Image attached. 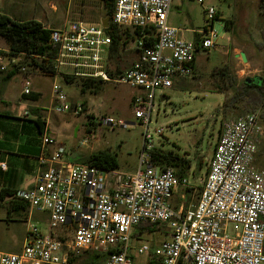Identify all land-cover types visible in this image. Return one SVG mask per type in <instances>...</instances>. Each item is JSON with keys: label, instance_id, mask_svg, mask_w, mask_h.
Returning a JSON list of instances; mask_svg holds the SVG:
<instances>
[{"label": "built area", "instance_id": "2783aa9c", "mask_svg": "<svg viewBox=\"0 0 264 264\" xmlns=\"http://www.w3.org/2000/svg\"><path fill=\"white\" fill-rule=\"evenodd\" d=\"M172 0H115L112 21L128 28L153 27L155 41L141 48L137 59L120 73L108 72L110 35L99 23L72 20L50 29V43L58 45L53 59L54 75L92 78L141 88L131 107L143 125L138 165L133 172L103 168L89 162L64 158V148L45 129L40 133L43 167L28 189L16 190L13 198L30 209L46 212L47 233L30 223L19 252L0 251V264H73L69 257L84 251L110 250L101 264H133L132 234L140 222L165 223L169 237L158 245H136L158 264H264V165H256V153L264 134L258 111L223 120L214 144L199 196L194 203L174 209L169 198L191 187L187 175L177 176L173 167H160L151 157L154 141L163 131H151L155 90L169 88L176 79L193 74L198 52L218 47L213 20L217 10L204 0L207 21L198 41L184 39L181 29L168 20ZM6 63H3L2 61ZM14 57L0 54V69ZM25 73L26 69H19ZM24 76L22 94L32 92ZM51 110L71 109L62 88L53 82ZM75 104L73 114L81 112ZM93 122V121H92ZM96 123V122H95ZM98 123L126 127L127 122L101 116ZM49 145H56L48 151ZM4 163L0 167L4 168ZM66 226L65 235L55 231Z\"/></svg>", "mask_w": 264, "mask_h": 264}, {"label": "rangeland", "instance_id": "374dc122", "mask_svg": "<svg viewBox=\"0 0 264 264\" xmlns=\"http://www.w3.org/2000/svg\"><path fill=\"white\" fill-rule=\"evenodd\" d=\"M204 3L213 5L220 14L213 20L218 47L201 51L197 57L196 74L193 72L187 78L175 80L169 88L155 90L154 111L149 125L151 131L163 127L162 133L154 141L155 147L173 150L191 161L187 176L190 184L195 187L177 190L178 194H185L186 206L197 200L221 122L250 112L248 109H240L239 105L238 108L223 107L224 98L231 91L225 87L221 78L212 74L213 68L226 64L237 83L252 77L253 82L259 84L264 75V0H204ZM177 12L176 24L180 27L201 28L207 22L202 5L197 0H183ZM0 13H6L17 20L35 19L52 29L72 20L103 25L106 9L102 0H0ZM225 21H228L226 26ZM120 28L132 31V28ZM184 35L188 38L189 33L184 32ZM125 46L133 50L138 42L136 39H128ZM237 52L242 53V62L247 59V63L243 64L236 58ZM56 76L55 79L39 77V101L40 105L48 107L54 81L62 88L70 103L71 109L59 114L68 124L67 132L61 139L64 158L81 162L92 152L106 150L117 154L118 165L115 169L133 172L138 165L143 125L134 117L131 94L142 93L141 88L106 82L95 93L81 91L76 81L65 83L59 75ZM75 104H83L85 111L73 114ZM259 108L255 111H258L264 124V116H261ZM101 116H109L116 121L127 122L128 125H103L98 123ZM91 120L94 125L89 123ZM256 165H264V140L258 145ZM30 222L35 224V219ZM37 226L47 229L44 221H40ZM168 237L169 229L166 230L162 225L159 230L133 238V264H148L153 257L148 253H136V245L147 243L155 246Z\"/></svg>", "mask_w": 264, "mask_h": 264}, {"label": "crops", "instance_id": "0c3cea01", "mask_svg": "<svg viewBox=\"0 0 264 264\" xmlns=\"http://www.w3.org/2000/svg\"><path fill=\"white\" fill-rule=\"evenodd\" d=\"M182 1H171L167 20L171 25L181 29L180 35L184 39L198 41V31L202 27L188 28L176 24L175 16L179 14L177 11L181 8ZM217 16H220L218 11ZM184 32L189 33L188 38H185ZM6 50L7 44L0 37V51ZM120 53H122V58L118 63L122 69L128 68L138 57L135 48L130 50L125 45ZM200 53H197L194 63L193 72L195 74L198 69L197 57ZM237 53L236 58L243 64L247 63V59L242 62V53ZM13 57L17 62L19 57ZM2 62L6 63L4 60ZM12 67L8 63L4 70L0 69V163L5 165L4 168L0 167V251L16 253L22 248L27 227L31 223L30 220L35 219L36 226L39 225L40 221L46 222L47 229H41L37 226L42 233H47L49 227L46 212L30 209L25 202L13 198L12 192L30 188L34 183L36 173L43 167V163L39 159L41 154L40 133L46 129L47 133L56 140L57 145L62 146L61 139L63 134L67 132L68 124L59 116L60 113L51 110L54 104L52 96L47 108L40 105L39 77L47 75L28 74L17 70L9 76L7 72ZM24 76H28L31 81L32 95H25L21 92ZM49 77L55 79L57 76L51 75ZM59 77L65 83H69L62 75ZM131 95L132 99L134 93ZM91 125H94V121ZM219 133L220 130L218 136ZM55 146L49 145L48 151L54 150ZM191 187L195 186L191 184ZM180 194L175 191L169 198V204L174 209L180 207ZM66 233V226L55 231L56 236H62Z\"/></svg>", "mask_w": 264, "mask_h": 264}, {"label": "trees", "instance_id": "16d2710c", "mask_svg": "<svg viewBox=\"0 0 264 264\" xmlns=\"http://www.w3.org/2000/svg\"><path fill=\"white\" fill-rule=\"evenodd\" d=\"M106 9L103 27L110 35L111 43L108 48V72L111 75L120 73L123 69L119 66V61L122 58L121 49L124 47L126 40L136 39L138 46L135 51L141 52V48L150 47L155 41L154 28L136 27L131 32L123 31L120 26L112 21L115 0H102ZM218 16H216L217 18ZM228 21H225L226 26ZM50 29L46 28L40 21L35 19L16 20L12 19L6 13H0V37L6 44L7 50L0 51V54L13 57L18 56L19 59L13 65L12 69L8 70L7 74L11 76L15 71H19L21 66H24L28 74H40L51 76L55 74L53 67V59L57 55L58 45L50 43ZM213 75L222 79L225 87L231 91L229 96H225L223 107H235L240 109H248L254 112L256 108L262 111L261 116H264V75L259 84L245 78L237 83L235 76L230 72L226 64L219 65L213 68ZM67 82H77L81 91L89 90L91 92H99L102 84L106 83L103 80H95L92 78H74L66 74L62 75ZM222 91V90H217ZM224 91V90H223ZM31 92L28 95H32ZM85 111L82 104L81 112ZM91 118L90 116H88ZM91 124L92 121H89ZM151 157L155 164L160 167H174L177 176L187 175L190 159L180 155L173 150H164L159 147H154L151 150ZM81 162H89L103 168L115 169L118 165L117 154L106 150H98L90 153ZM13 194V192H12ZM162 225L168 229L165 223H150L140 222L133 230L132 238L140 237L142 234L159 230ZM110 250L105 252L84 251L79 255L69 257V262L73 264H101ZM155 257L149 260L148 264H158Z\"/></svg>", "mask_w": 264, "mask_h": 264}, {"label": "water", "instance_id": "95a60500", "mask_svg": "<svg viewBox=\"0 0 264 264\" xmlns=\"http://www.w3.org/2000/svg\"><path fill=\"white\" fill-rule=\"evenodd\" d=\"M247 80H250V78H247Z\"/></svg>", "mask_w": 264, "mask_h": 264}]
</instances>
